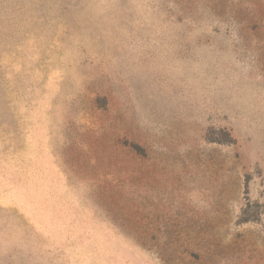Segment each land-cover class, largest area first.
Instances as JSON below:
<instances>
[{"label":"rangeland","instance_id":"374dc122","mask_svg":"<svg viewBox=\"0 0 264 264\" xmlns=\"http://www.w3.org/2000/svg\"><path fill=\"white\" fill-rule=\"evenodd\" d=\"M0 264H264V0H0Z\"/></svg>","mask_w":264,"mask_h":264}]
</instances>
